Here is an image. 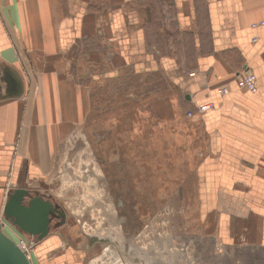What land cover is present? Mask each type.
<instances>
[{
  "label": "crops",
  "instance_id": "0c3cea01",
  "mask_svg": "<svg viewBox=\"0 0 264 264\" xmlns=\"http://www.w3.org/2000/svg\"><path fill=\"white\" fill-rule=\"evenodd\" d=\"M161 1L0 0V185L12 174L20 188L48 178L54 153L99 102L101 86L109 95L124 86L126 96L131 87L134 95L155 94L163 134L191 136L201 127L196 187L184 198L218 217L224 246L264 251V26L252 27L264 22V0H168V23L183 45L160 57L151 35L165 31ZM176 54L188 55L189 65ZM247 68L257 77L255 93L236 86ZM208 103L211 111L196 113ZM57 238L37 242L48 248L40 264L62 243Z\"/></svg>",
  "mask_w": 264,
  "mask_h": 264
},
{
  "label": "rangeland",
  "instance_id": "374dc122",
  "mask_svg": "<svg viewBox=\"0 0 264 264\" xmlns=\"http://www.w3.org/2000/svg\"><path fill=\"white\" fill-rule=\"evenodd\" d=\"M161 2L165 31L159 39L154 31L151 35L158 41L160 57L178 54L183 45L168 23V15L174 16L169 1ZM151 28L157 27L151 25L149 32ZM150 46L155 52L151 40ZM177 54L173 56L189 65L188 55ZM135 81L138 84L132 85L138 87L141 78ZM124 89L109 95L101 86L99 102L89 105L85 121L54 153L48 178L23 182V188L36 195L35 189L45 191L47 200L40 197L66 218L54 216L49 237L59 243V236L62 243L42 263L264 264L262 249L224 246L218 217L204 216L200 200L184 198L196 187L195 149L203 145L201 127L191 131L194 136L163 134L153 108L155 94L134 95L130 87L126 96ZM175 123L187 132L180 120ZM176 139L180 147L172 152ZM12 175L0 185V209L18 187ZM7 231L18 241L13 230ZM34 241L30 262L40 264L38 255L48 248H37V238ZM86 245L89 249L83 252Z\"/></svg>",
  "mask_w": 264,
  "mask_h": 264
},
{
  "label": "water",
  "instance_id": "95a60500",
  "mask_svg": "<svg viewBox=\"0 0 264 264\" xmlns=\"http://www.w3.org/2000/svg\"><path fill=\"white\" fill-rule=\"evenodd\" d=\"M3 214L27 235L45 239L51 229L56 210L52 204L25 188H18L8 195ZM64 220V214L58 213ZM0 264H31L26 255L3 234L0 226Z\"/></svg>",
  "mask_w": 264,
  "mask_h": 264
},
{
  "label": "built area",
  "instance_id": "2783aa9c",
  "mask_svg": "<svg viewBox=\"0 0 264 264\" xmlns=\"http://www.w3.org/2000/svg\"><path fill=\"white\" fill-rule=\"evenodd\" d=\"M264 26V22H261L259 24H254L253 28H258ZM257 40L255 39L254 42ZM193 76V75H192ZM236 86L238 89L249 92V93H255L257 91V77L255 73L250 69H245L244 72L239 75L236 79ZM227 89H220L219 94L224 95L226 93ZM213 109V104H201L197 106L196 113L199 114H205ZM194 115V112H189L188 116L192 117ZM0 226L3 234H5L10 240H12L15 245L26 255L30 257V254L34 251V237H30L33 241L28 240L29 238L25 236V233H23L17 226L12 224L5 216L4 214L0 215ZM7 230H13L19 238L18 241L14 240L11 236H9V231ZM29 241L31 242L29 244Z\"/></svg>",
  "mask_w": 264,
  "mask_h": 264
},
{
  "label": "bare ground",
  "instance_id": "6f19581e",
  "mask_svg": "<svg viewBox=\"0 0 264 264\" xmlns=\"http://www.w3.org/2000/svg\"><path fill=\"white\" fill-rule=\"evenodd\" d=\"M3 209H4V208H3ZM3 209H2V214H3V211H4ZM56 211H57V210H56ZM55 213L58 214V213H60V211H57V212H55ZM49 235H50V234H49ZM49 235H48L47 237H49ZM41 243H42V242H41ZM37 244H39V243H37ZM35 246H37V245H35ZM34 251H35V250H34ZM28 259H29V261H30V257H29V256H28ZM30 263H31V262H30ZM31 264H32V263H31Z\"/></svg>",
  "mask_w": 264,
  "mask_h": 264
},
{
  "label": "flooded vegetation",
  "instance_id": "af4514ba",
  "mask_svg": "<svg viewBox=\"0 0 264 264\" xmlns=\"http://www.w3.org/2000/svg\"><path fill=\"white\" fill-rule=\"evenodd\" d=\"M55 215H57V214H56V213H55V214H53V217H52L53 219H54V216H55ZM53 219H52V222H53ZM60 222H61V221H60ZM51 224H52V223H51ZM37 245H38V244H37Z\"/></svg>",
  "mask_w": 264,
  "mask_h": 264
}]
</instances>
